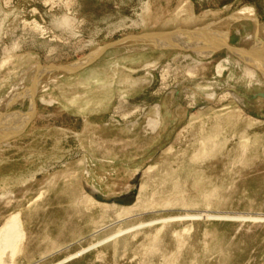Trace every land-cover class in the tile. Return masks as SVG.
I'll use <instances>...</instances> for the list:
<instances>
[{"label": "rangeland", "instance_id": "rangeland-1", "mask_svg": "<svg viewBox=\"0 0 264 264\" xmlns=\"http://www.w3.org/2000/svg\"><path fill=\"white\" fill-rule=\"evenodd\" d=\"M249 9L254 22L233 20ZM219 23L231 47L249 48L256 25L264 41V0H0L6 113L28 111L10 100L39 67L103 49L76 72L45 71L29 124L0 140V228L21 213L26 234L4 264H264L257 71L227 49L195 66L192 50L126 42Z\"/></svg>", "mask_w": 264, "mask_h": 264}, {"label": "bare ground", "instance_id": "bare-ground-1", "mask_svg": "<svg viewBox=\"0 0 264 264\" xmlns=\"http://www.w3.org/2000/svg\"><path fill=\"white\" fill-rule=\"evenodd\" d=\"M234 17H232L233 20H237L238 18L239 19H250L253 22L256 19L255 13L253 12V10H250V9L247 11L238 13L237 17L235 18ZM230 18L231 17H229V19ZM230 20H227V21H230ZM233 20H231L229 23L234 22ZM224 22H226V20H224ZM229 23H226L225 27L222 26L223 25L222 23H219L220 25L222 24L220 26L221 29H219L220 27L216 25V27L211 26L212 28L214 27L216 29L214 28L213 29L207 28V29H201V30L196 29L190 33L182 32L180 29L179 30L176 29L175 31H172V32L148 33V34L141 35L139 37L127 38L126 42L131 41V40L132 41L137 40L136 42L138 43L140 42V43H145L146 45H149L151 49L153 48L165 49L168 47L170 48L179 47V49H182V50H192L195 54H197V58H194L192 56L186 57V58H191L192 63H194L195 66L203 63V61L199 59L198 57L207 58V57H210L216 51L227 49L233 56L235 55L239 60L249 65V67L253 68V70L257 71L258 74L256 75L253 72L251 74L253 75L254 79L257 82L264 83V41H261L257 38V30H258L257 25L255 26V30L253 33L254 34V36L252 37L253 40H251L250 43H252V41L254 42L252 43V45H250L251 47L249 46V48H245L242 46H239V47L229 46V41H228L229 33L227 31L229 25H231ZM67 24L69 23H66V26ZM102 50L103 49H101V51ZM101 51H93L95 53H93L92 55L90 54L91 55L90 57L88 56L86 59L79 61L75 64L69 65V66L58 67V68H42V69H40L41 67H39L38 70H41L40 74H38L39 78L38 77L36 78V81L34 82V84L29 89H27L25 92H23V95L22 93H17V92H16L17 94H15L14 93L15 91H13L14 95L12 96L14 97L13 99L10 100L11 104L13 102H19L17 97H19L20 95L21 97L23 96V99L29 102V109L27 112L24 113V112L18 111V113L15 112L13 114H9V113H6L9 109L6 107L8 98H6L0 103V108L2 109L4 108V110L1 111L3 114L0 113V140L7 141L15 137V135L17 136L19 133L24 131L27 125L29 124V121L31 119L30 116H31V113L33 112L32 111L33 110V100L35 98V95L38 92V88H41V87H44V89L47 88V85H46L47 83L45 84L44 80L43 79L41 80V77H44V75L46 78L45 71L49 70L51 71V73L52 72L58 73L61 71L66 72V73L76 72L84 67L91 65L97 59ZM229 64H231V62L229 59H227L223 62V64L220 66L219 69L222 71V69L228 66ZM191 74L192 73H190L189 75L191 76ZM223 92L225 93V96H223L224 97L223 100L227 98V95L232 96L234 98H238V95L236 93H233V91L231 92L230 90L225 89L223 90ZM208 96L209 95H207V98H209ZM216 96H218L217 93L210 94L211 101ZM5 108L7 109L5 110ZM161 114L162 113H161L160 107L156 106L155 107V118L154 119L150 118L148 120V127L152 131L158 130L159 127L161 126V121H160ZM21 216H22L21 213L13 214L6 220L4 225L0 228V264H4L2 259L5 258L6 254L10 253L11 255L15 253L16 251H18L19 247L22 246L21 244L23 240L25 239L26 234L24 232V226H23V221H22Z\"/></svg>", "mask_w": 264, "mask_h": 264}, {"label": "crops", "instance_id": "crops-1", "mask_svg": "<svg viewBox=\"0 0 264 264\" xmlns=\"http://www.w3.org/2000/svg\"><path fill=\"white\" fill-rule=\"evenodd\" d=\"M92 196H93L95 199H97V200L99 199V195H97V194H96V195L93 194ZM83 197H84V196L82 195L81 198H80L81 202L83 201V204H85V203H84L85 201L90 203V199L95 200V199H94L93 197H91V196L84 197L85 199H83ZM87 198H88V199H87ZM99 200H100V199H99ZM81 202H80V203H81ZM81 204H82V203H81Z\"/></svg>", "mask_w": 264, "mask_h": 264}]
</instances>
